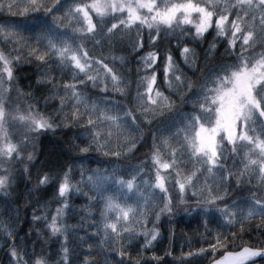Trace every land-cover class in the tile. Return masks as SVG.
<instances>
[{"label": "snow or ice", "instance_id": "1", "mask_svg": "<svg viewBox=\"0 0 264 264\" xmlns=\"http://www.w3.org/2000/svg\"><path fill=\"white\" fill-rule=\"evenodd\" d=\"M221 46L226 55L208 67ZM114 49L128 55L113 56ZM133 62L134 80L126 67ZM177 101L190 110H178ZM48 133L63 135L48 149L54 167L42 171L38 144ZM145 142L148 162L121 170ZM90 153L115 157V166L86 170L85 161L103 163ZM62 158L80 166L79 182ZM17 181L27 197L40 194L36 204L54 189L58 205H33V227L23 236L10 199ZM233 188L239 199L229 195ZM81 195L87 209L98 210L87 214L96 231L75 237L87 254L69 240L83 223L65 222ZM0 197V216H8L0 218V249L9 264H50L33 233L60 241L56 264H97L87 258L97 236L127 241L114 249L118 264L125 257L127 264H163L145 253L161 235V216L175 223L183 215L199 222L208 247L190 245L178 264H206L220 248L211 264H264V0H0ZM41 222L43 233L35 227Z\"/></svg>", "mask_w": 264, "mask_h": 264}, {"label": "trees", "instance_id": "2", "mask_svg": "<svg viewBox=\"0 0 264 264\" xmlns=\"http://www.w3.org/2000/svg\"><path fill=\"white\" fill-rule=\"evenodd\" d=\"M176 41L173 39L172 43H175ZM212 43V38L209 37L207 42L203 44L202 48L207 49L208 45ZM90 47V46H89ZM113 56H121V55H128L126 52L120 51L118 49H114L111 53ZM104 55H108L107 52L104 53ZM226 55L224 48L218 47L216 52L209 55L208 60V67H212L215 64H218L221 59ZM203 56L204 53L201 51V63H203ZM129 59H132V57H129ZM128 69L132 70V76L131 78L134 80L136 79L135 76V68L137 65L133 63H129L126 65ZM56 75V78L58 81L61 79V74L59 72L54 73ZM191 75V73H189ZM199 75L200 73H197V75L192 76V79L194 81L199 82ZM29 83V81H21L20 87L23 88L25 92H27L29 89L26 87V85ZM125 103H129V106H131L129 101H124ZM177 104L180 105L178 110L183 111H189L190 109L183 104H180L179 101H177ZM24 106V105H23ZM148 130L145 129V132ZM62 133H57L56 136H53L51 133L46 134L45 136H42L39 141V148L42 153L40 155L39 160L36 165V169L42 170V171H48L49 169L53 168V164L49 162L48 157V149L51 147V143L53 140L61 137ZM149 147L147 142L142 144L139 147V150L135 152L134 155H131L127 158H124L121 160L119 167L121 170H127L128 165H141L142 162H148V154H149ZM71 155V154H69ZM90 155L94 158L95 161H103V163H95L92 161H85L84 162V168L87 169H96V168H105V167H114L115 165H112L109 163V161L115 159V157L112 156H102L99 153H90ZM61 164H72L74 166V172L76 173L74 176L73 182H79L81 180V177L79 175V169L80 166L76 164V162L72 159L68 158H62L60 160ZM55 171H59V167L55 166ZM35 171V170H34ZM90 171H86L85 175H90ZM33 183L35 182V175L32 176ZM17 183V190L11 194L10 199L13 201L14 206L20 208V217H21V229L19 234L21 236L24 235V231L29 229L30 227H33V225L30 223L31 221V212H32V206L35 205L36 209H42L45 204H47L48 209L54 210L55 207L58 205L54 200H52L51 193L54 191V189H49L48 195L40 199V204H36V198L39 197V193H37V197H27V188L24 184L20 183L19 181ZM255 183V181L253 182ZM81 192L88 193L89 196H91V192H89L88 186L86 184L81 183L80 185ZM28 187H31L30 185ZM173 197H175V193H172ZM229 195L234 196L235 198H240V193L235 190V188L232 189V191L229 193ZM245 195H250V193H245ZM17 197H19V202H17ZM28 199V203L25 204L24 200ZM3 197H0V203L3 202ZM155 203H158L159 201H154ZM70 203L74 207V211L71 212L66 219V224L69 227H79L81 225V222L83 223V227L80 228V230L76 233L70 234L69 240H70V246L77 248L78 254L83 253L87 254V245L81 244L79 241L75 240L76 236H82L87 239V236L85 235L84 229H87L89 233L96 231L95 228H93L91 225L93 221H90L87 219V214L89 211H91L94 215L98 216V210L97 208H91L87 209L86 205H88L89 201L84 196H77L75 197ZM2 211V210H0ZM3 220L7 221L8 216L2 215L0 216ZM147 224L146 228L151 229L153 227V222L151 221V217H147ZM175 223H170L165 216H161V220L158 225V230L160 232V236L158 237L157 241L154 242V247L152 250L145 253V256L148 258H151L153 255L156 257H162L163 258V264H178V261L182 255V252H186L189 249V246H201V247H208L206 243H204L203 240L200 239L199 232H203V229L199 227V222L195 219H193L190 216L183 215V216H177ZM258 219L254 221V223H260ZM96 224H99V220L97 219L95 221ZM36 228H38L43 233L44 225L43 223H38L35 225ZM213 229H215L214 225H210ZM137 232L144 231L145 229L140 228L138 225L135 226ZM199 228V232L197 229ZM255 235V233H253ZM248 237L245 236V239ZM31 241H35L37 245V250L44 249L47 252L51 253V259L50 264H56V261L59 260V251H60V241L56 237H50L46 234L42 236L43 242H41V239H38L36 234L33 233L31 236ZM208 239H211V237H208ZM200 240L199 245H197V241ZM99 241V243H98ZM4 243L3 239H0V245ZM88 243L92 244V255L87 256L90 260H95L97 264H105L107 261V264H118V257L114 252V249L120 248L121 246L126 247L127 241L124 240L122 242H115V243H103L102 239L97 236L93 240H89ZM137 241H133V244L135 245ZM232 250V249H228ZM225 251L224 248H220L218 251L213 253V256L215 258H219L222 253ZM166 252H171V256L165 255ZM213 256L207 257L206 264H211V261L213 259ZM133 259H139L140 257L137 255L136 252H132ZM125 262L127 264V257H125ZM0 264H9V257L6 254V251L3 249H0Z\"/></svg>", "mask_w": 264, "mask_h": 264}]
</instances>
